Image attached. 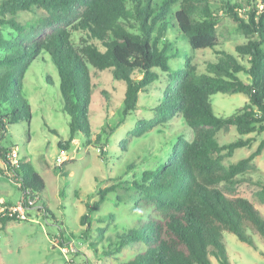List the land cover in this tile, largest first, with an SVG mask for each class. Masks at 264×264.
Segmentation results:
<instances>
[{
    "label": "trees",
    "instance_id": "trees-1",
    "mask_svg": "<svg viewBox=\"0 0 264 264\" xmlns=\"http://www.w3.org/2000/svg\"><path fill=\"white\" fill-rule=\"evenodd\" d=\"M159 1H0V23L18 32L13 41L0 40V140L10 127L30 121L22 81L38 58L49 59L58 76L62 112L68 118V139L67 143L58 144L61 149L77 136L82 140L89 136V67L111 70L114 78L124 83L125 115L136 108L139 93L146 92L160 73L166 74L167 86L154 108L155 117L139 122L130 135L139 137L178 114L189 129L191 140L175 136L168 144L165 160L154 169L133 175L129 189L137 191L157 216L148 215L130 228L119 230L113 252L117 254L132 245L142 247V251L121 264H212L211 257L218 264H230L223 244L224 232L255 247L247 234L254 231L264 243L263 215L248 200L228 197L217 188L245 173L249 161L264 146V0H259L261 9L254 2L249 4L250 9L244 12L246 20L238 16L242 9L236 0H219L221 11L248 38L245 44L235 47V53L246 65L221 52L218 61L208 64L203 74H197L189 63L171 68L169 61L184 54L171 50L172 42L165 36L174 30L191 50L212 49L217 46L215 14L210 13L206 0ZM174 4H178V9L172 12ZM33 8L44 10L49 23L75 24L68 31L55 29L37 39L34 26L14 22L17 12ZM133 27L137 31L129 30ZM72 32L84 34L85 45L81 49L73 43ZM239 74L245 75L247 81ZM217 93L242 94L247 102L236 114L220 118L209 102ZM231 127L239 136L256 133L263 138L254 154L225 167L223 160L236 149L248 146L250 140L239 138L220 145L215 132ZM0 160V175H11L22 194V205L28 207V199L39 200L45 184L32 166L12 163L1 144ZM108 191L111 190L99 193L98 201L87 211L89 214L104 201ZM258 200L264 202V187L258 192ZM11 220L20 221L15 216L0 218L2 224Z\"/></svg>",
    "mask_w": 264,
    "mask_h": 264
},
{
    "label": "rangeland",
    "instance_id": "rangeland-1",
    "mask_svg": "<svg viewBox=\"0 0 264 264\" xmlns=\"http://www.w3.org/2000/svg\"><path fill=\"white\" fill-rule=\"evenodd\" d=\"M156 1L159 4L160 1ZM236 1L242 9L238 16L244 20L247 19L244 12L250 9L251 2L262 8L259 0ZM205 3L217 18V46L191 50L174 30H170L165 36L172 42L170 49L184 54L169 61L171 68L189 63L197 74H203L208 64L218 61L221 52L234 56L246 65L245 60L235 53V47L245 44L248 38L221 11L219 0H206ZM177 6L172 5V12L178 9ZM48 18L44 10L33 8L17 12L14 22L20 26H34L33 34L35 37L39 35L37 39L55 29L68 31L75 24L49 23ZM129 30L137 31V28ZM17 34L9 25L0 23V40L13 41ZM72 41L81 49L85 45L84 34L72 32ZM44 59L34 61L22 81V95L30 109V121H21L10 127L0 144L7 150V158L12 163L31 165L43 179L45 189L39 200L28 199V207H23L22 194L11 175H0V218L9 216L10 210L18 205L24 209V220L15 216L20 221L0 222V264L127 262L143 249L139 245H132L115 254L117 232L130 228L136 220L148 215L157 216L154 208L142 201L137 191L129 189L133 175L154 169L166 159L169 142L175 136L190 141V131L181 116L173 114L143 135L133 137L130 132L137 128L139 122L155 117L154 108L167 86V75L160 73L158 80L146 92L139 93L136 108L125 115L122 111L124 83L116 80L111 70L89 67V136L85 140L77 136L61 149L58 144L67 143L68 139V118L62 112L57 73L49 59ZM239 76L247 81L245 75ZM209 102L215 116L225 118L236 114L247 102V97L217 93L210 97ZM215 138L220 145H227L239 138L250 139L248 146L236 149L231 157L223 160V165L228 167L254 154L263 135L250 133L239 136L231 127L226 131H216ZM56 158H60L62 163H57ZM246 170L236 176L232 183H220L217 188L228 197L248 200L264 217V202L258 200V192L264 187V146L249 161ZM106 189L111 191L89 214L88 209L98 201L99 193ZM247 234L252 237L255 247L224 232L223 244L230 264H264L261 236L254 231ZM107 252L111 254L107 255ZM211 261L218 264L212 257Z\"/></svg>",
    "mask_w": 264,
    "mask_h": 264
},
{
    "label": "built area",
    "instance_id": "built-area-1",
    "mask_svg": "<svg viewBox=\"0 0 264 264\" xmlns=\"http://www.w3.org/2000/svg\"><path fill=\"white\" fill-rule=\"evenodd\" d=\"M55 161H57V163H59V164L62 163L60 158H56ZM8 215L9 216H17L20 220L21 219L24 220V209L22 208V205H18L16 207L12 208Z\"/></svg>",
    "mask_w": 264,
    "mask_h": 264
}]
</instances>
